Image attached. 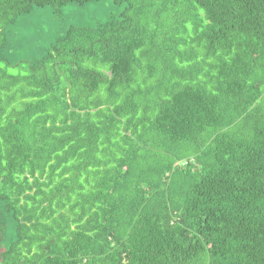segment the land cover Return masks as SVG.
I'll use <instances>...</instances> for the list:
<instances>
[{
  "label": "trees",
  "instance_id": "16d2710c",
  "mask_svg": "<svg viewBox=\"0 0 264 264\" xmlns=\"http://www.w3.org/2000/svg\"><path fill=\"white\" fill-rule=\"evenodd\" d=\"M97 1L0 0V264H264V0H112L8 61L18 18Z\"/></svg>",
  "mask_w": 264,
  "mask_h": 264
},
{
  "label": "rangeland",
  "instance_id": "374dc122",
  "mask_svg": "<svg viewBox=\"0 0 264 264\" xmlns=\"http://www.w3.org/2000/svg\"><path fill=\"white\" fill-rule=\"evenodd\" d=\"M123 10L124 6H115L112 0L87 2L82 5L69 3L61 8H34L6 30L5 55L12 65L37 61L65 29L96 28L112 18H118ZM8 72L16 74L17 68H9ZM12 236L13 228L10 227L2 249L8 247Z\"/></svg>",
  "mask_w": 264,
  "mask_h": 264
}]
</instances>
